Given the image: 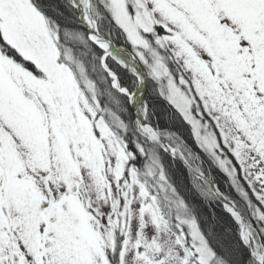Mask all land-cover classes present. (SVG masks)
<instances>
[{
    "label": "snow or ice",
    "instance_id": "obj_1",
    "mask_svg": "<svg viewBox=\"0 0 264 264\" xmlns=\"http://www.w3.org/2000/svg\"><path fill=\"white\" fill-rule=\"evenodd\" d=\"M69 5L87 28L74 32L85 52L68 46L69 30L38 0H0V264H227L149 145L186 163L195 153L148 122L147 103L135 149L117 134L125 124L105 96L119 104L134 93L109 60L154 80L229 177L240 200L221 197L222 207L249 264H264V0ZM101 16L131 45L127 59L113 53ZM137 154H149L143 171ZM190 171L203 195H219L199 165Z\"/></svg>",
    "mask_w": 264,
    "mask_h": 264
},
{
    "label": "trees",
    "instance_id": "obj_2",
    "mask_svg": "<svg viewBox=\"0 0 264 264\" xmlns=\"http://www.w3.org/2000/svg\"><path fill=\"white\" fill-rule=\"evenodd\" d=\"M43 14L46 18L55 21L62 29H68L67 36L68 46L75 52H85L83 45L76 40L74 32H86L80 22L77 11L69 5V0H38ZM106 15V14H105ZM101 27L105 35L111 36L114 41L119 43V30L113 28L110 22L102 16L100 19ZM121 39H125L121 36ZM130 49V48H129ZM92 51L100 54V50L93 46ZM132 53V49L130 50ZM128 53H124L127 56ZM128 57H130L128 55ZM86 71L93 78H98V73L93 71L91 66V52H87L85 57ZM109 63L118 68L123 75L122 82L130 89L138 86L139 82L132 76L127 68L123 69L115 62L109 60ZM142 65V64H141ZM143 66V65H142ZM132 67L138 71L140 69L136 63L132 62ZM144 67V66H143ZM147 77V76H146ZM147 85L143 91L141 107L147 103L149 105L150 119L149 122L156 126L159 130L174 133L180 138L182 147L191 149L195 153V158L191 159L190 164L194 167L199 165L204 174L212 178L225 196L239 201L238 194L233 190L229 177L220 170L218 166L213 164L209 157L196 145L194 138L191 136L190 126L186 124L179 114L172 108L168 102L159 95L157 83L147 77ZM104 86L101 85L103 91ZM105 102L110 108L117 112L120 119L124 122V129L116 126L115 130L125 141L128 142L132 150L135 149V141L143 140L141 133L138 131L137 121L132 113L127 97H121L120 103L110 100L105 96ZM103 103V101H102ZM151 151L156 153L163 161L166 167L170 182L174 185L175 190L185 201L188 211L197 221L200 230L207 237L215 252L223 257L227 264H249L248 250L244 248L237 237V222L222 207V202L215 195L205 196L201 193L200 185L203 181L196 180L191 171L177 158L164 152L159 147L149 145ZM149 154L145 156H136V166L140 170H144ZM146 179L151 180L150 177ZM242 203V202H241ZM175 209H173V212Z\"/></svg>",
    "mask_w": 264,
    "mask_h": 264
},
{
    "label": "water",
    "instance_id": "obj_3",
    "mask_svg": "<svg viewBox=\"0 0 264 264\" xmlns=\"http://www.w3.org/2000/svg\"><path fill=\"white\" fill-rule=\"evenodd\" d=\"M77 11H78V9H77ZM78 16H79V18H80V14H79V11H78ZM84 25V24H83ZM84 27H85V29L87 30V28H86V26L84 25ZM108 39H110L111 40V44H112V50L113 51H119V48L114 44V41H112V39L110 38V37H107ZM124 51H127V48H124ZM146 80H145V78L143 79V81H142V85L141 86H139L138 88H136V89H134V90H132V92L134 93V95L136 94V93H141L142 91H143V89H144V87H145V84H146V82H145ZM129 104L131 105V107H132V109L134 110V108H133V104H132V101L131 102H129ZM134 114H135V111H134ZM136 115V114H135ZM136 117L140 120V122L141 123H144L145 121H144V119L141 117V118H139L137 115H136ZM149 122V121H148ZM150 123V122H149ZM151 124V123H150ZM152 125V124H151ZM152 126H154V125H152ZM162 140H163V138H161ZM170 154V153H169ZM172 156V155H171ZM175 158H177V159H179L188 169H190V167H191V165L190 164H188V163H186L185 162V160L184 159H181L180 158V156H176ZM193 167V166H192ZM194 168V167H193ZM192 172V171H191ZM194 175H195V173L194 172H192ZM205 180H206V182L209 184V185H211L212 186V188L213 189H215V188H217V186H216V184L214 183V181L212 180V179H210L208 176H205ZM221 200H222V198L221 197H225L224 195H223V193H221V191L219 190V195H217ZM223 201V200H222Z\"/></svg>",
    "mask_w": 264,
    "mask_h": 264
},
{
    "label": "rangeland",
    "instance_id": "obj_4",
    "mask_svg": "<svg viewBox=\"0 0 264 264\" xmlns=\"http://www.w3.org/2000/svg\"><path fill=\"white\" fill-rule=\"evenodd\" d=\"M101 17H102V16H101ZM101 17H100V19H101ZM112 40L114 41V39H112ZM117 40H119V43H118V44H117V42L114 41V42H115V45H116L117 47L122 48L123 46H126L127 48H130L129 50L132 49L131 45H130L126 40L123 41V40L121 39V35H119V37H118ZM113 53H114L116 56L120 57V58H123V59H127V58H128V54H127V56H125L124 53H126V52H123L122 50H120L119 52L113 51ZM170 67L173 68V70L175 69V66H174V65H170ZM140 81H141V80H140ZM141 102H142V96H141L140 98H138V104H141ZM139 109H140V105H139ZM90 195H91V196L93 197V199H94V191L91 192ZM96 204H97V207H99V208L101 209V211H104V210L106 209V205H105V203H104L103 200H97V201H96Z\"/></svg>",
    "mask_w": 264,
    "mask_h": 264
},
{
    "label": "bare ground",
    "instance_id": "obj_5",
    "mask_svg": "<svg viewBox=\"0 0 264 264\" xmlns=\"http://www.w3.org/2000/svg\"><path fill=\"white\" fill-rule=\"evenodd\" d=\"M78 11H80L78 9ZM80 16H81V11H80ZM138 95H134L133 96V99H132V104H133V108H134V111H135V114L139 117V118H143V116L140 114V111H139V104H138Z\"/></svg>",
    "mask_w": 264,
    "mask_h": 264
}]
</instances>
